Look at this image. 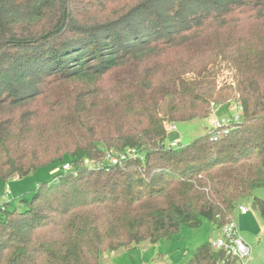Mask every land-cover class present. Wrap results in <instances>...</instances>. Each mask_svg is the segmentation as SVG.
I'll use <instances>...</instances> for the list:
<instances>
[{"label": "trees", "instance_id": "trees-1", "mask_svg": "<svg viewBox=\"0 0 264 264\" xmlns=\"http://www.w3.org/2000/svg\"><path fill=\"white\" fill-rule=\"evenodd\" d=\"M232 102L243 120L167 146ZM58 161L23 210L0 204V264H101L246 198L264 216V0H0V184ZM225 256L209 241L186 264Z\"/></svg>", "mask_w": 264, "mask_h": 264}, {"label": "rangeland", "instance_id": "rangeland-1", "mask_svg": "<svg viewBox=\"0 0 264 264\" xmlns=\"http://www.w3.org/2000/svg\"><path fill=\"white\" fill-rule=\"evenodd\" d=\"M83 3L86 5L87 1ZM232 82V73L227 69H223L217 76L218 87ZM233 107H236V102L230 105L216 104L207 118L169 124L167 126L169 131L167 146L173 142L187 145L207 132H211L215 128L216 119L222 120L235 115L236 111ZM173 125L177 128L170 130ZM103 161L104 159L100 162ZM60 172H63L62 163L58 161L49 167L37 169L25 178L10 179L8 182L10 196L5 199L0 198V204H6L9 209L16 207L18 210H23L26 206L25 200L32 199L35 189L43 182L52 181ZM254 194L264 198V188L257 189ZM242 205L246 206L249 211L242 214L237 208L233 213V218L239 233L251 247L248 264H264V216L252 206L251 198L244 199ZM219 234V229L211 222L205 221L199 227H183L177 234L158 243L144 242L132 249L121 248L105 252L101 264H186L199 246L215 240Z\"/></svg>", "mask_w": 264, "mask_h": 264}, {"label": "built area", "instance_id": "built-area-1", "mask_svg": "<svg viewBox=\"0 0 264 264\" xmlns=\"http://www.w3.org/2000/svg\"><path fill=\"white\" fill-rule=\"evenodd\" d=\"M236 111L235 115L230 118H223L222 120H215V128L225 126L232 122H239L243 117V109L240 103H236V107H233ZM176 125L171 126L170 130H175ZM177 142H173L171 146H178ZM138 156L137 150L130 148L127 151H107L104 157V161L110 164L121 163L130 157ZM103 162H91V166L101 165ZM63 170L71 168L69 163H65L62 166ZM10 191L8 183L0 184V198H9ZM6 204H1L2 208H5ZM240 212L246 214L249 209L246 206L238 207ZM219 236L211 241V246L214 250H222L226 253L225 258L219 259L213 264H248L251 255V247L243 239L239 233L238 226L235 220L226 222L220 229Z\"/></svg>", "mask_w": 264, "mask_h": 264}, {"label": "crops", "instance_id": "crops-1", "mask_svg": "<svg viewBox=\"0 0 264 264\" xmlns=\"http://www.w3.org/2000/svg\"><path fill=\"white\" fill-rule=\"evenodd\" d=\"M243 214V213H242Z\"/></svg>", "mask_w": 264, "mask_h": 264}]
</instances>
